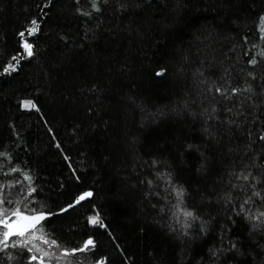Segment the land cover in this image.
Masks as SVG:
<instances>
[{
  "label": "trees",
  "instance_id": "trees-1",
  "mask_svg": "<svg viewBox=\"0 0 264 264\" xmlns=\"http://www.w3.org/2000/svg\"><path fill=\"white\" fill-rule=\"evenodd\" d=\"M261 17L264 0H0V209L44 214L57 251L94 241L69 264H264ZM17 239L0 264L37 256Z\"/></svg>",
  "mask_w": 264,
  "mask_h": 264
},
{
  "label": "snow or ice",
  "instance_id": "snow-or-ice-1",
  "mask_svg": "<svg viewBox=\"0 0 264 264\" xmlns=\"http://www.w3.org/2000/svg\"><path fill=\"white\" fill-rule=\"evenodd\" d=\"M93 5H95V0H92ZM98 10V9H97ZM39 29V25L36 20L31 21V27L26 29L27 33L29 36L35 34ZM261 31L264 33V17H261ZM25 35L24 32L20 33V36L23 38ZM261 39H264V35L261 36ZM23 48L25 49V52L27 53V56H32V46L31 44L25 43L23 44ZM261 55H264V52L261 53ZM15 60L16 57H13ZM256 61L253 59L250 61V63H255ZM15 68L12 65H9L5 71L10 72L14 71ZM161 73H157V75H160ZM219 91V89H217ZM236 91V90H234ZM26 109L34 108L35 105L30 102L26 101L23 105ZM264 139V137H261ZM0 155H3V153H0ZM247 176H243V179L247 180ZM149 184L152 183V181H148ZM34 191V189H33ZM173 191H175L177 203L174 205V208L176 209V212L173 213L174 216H176L177 220H179V216L183 215L185 218L193 217V213L191 211H187L186 209H182L181 205L183 203V196H184V191L182 188L180 189H175L173 188ZM254 195L259 196V192H254ZM92 193H85L80 196L79 200L77 203H79L80 200H84L86 197H90ZM3 203V200H0V204ZM247 203V201H245ZM241 210H243V206H241ZM262 216H264V213H261ZM15 217V219H12ZM46 217L43 214H35V215H24L21 213L20 209H14L11 212V215H8V210L7 209H0V245H3L4 248L9 247L8 241L12 237H17V240H14L12 242V247H20V248H28L30 244H32V241L37 239L36 233L40 232L42 235L45 236L44 243L45 244H50L55 247H59L57 242L55 240L49 241L46 238V234L43 233V225L41 222L45 219ZM259 219V217H257ZM90 223L92 224H99L101 223L100 220L97 217H93L90 220ZM190 225L185 224V227H189ZM203 230V226H202ZM92 247H94V241L89 239L85 241L82 247L78 249H72L71 251L65 250L63 253L64 257L70 256V255H75L77 252H85L89 251ZM232 247L235 248V244H232ZM3 249L0 248V251ZM29 251L35 250L36 252H41L42 255L39 257L41 264H43V258L49 256L50 254L46 251H43L42 249L36 247L35 245H32V248L28 249ZM215 255V253H213ZM38 257L36 255L31 256L29 264H31V261L37 260Z\"/></svg>",
  "mask_w": 264,
  "mask_h": 264
},
{
  "label": "rangeland",
  "instance_id": "rangeland-1",
  "mask_svg": "<svg viewBox=\"0 0 264 264\" xmlns=\"http://www.w3.org/2000/svg\"><path fill=\"white\" fill-rule=\"evenodd\" d=\"M12 219H15V217H13ZM36 236H37V239L32 241V245H35L36 247L50 254L49 256L43 258V264H69L66 258L63 256V252L57 251L55 247H53L52 245L45 244L44 241L38 236L37 233H36ZM33 251L35 254H37V257H38L37 261L41 264L39 257L42 255V253L36 252L35 250Z\"/></svg>",
  "mask_w": 264,
  "mask_h": 264
}]
</instances>
